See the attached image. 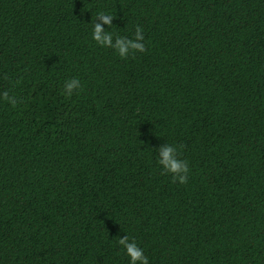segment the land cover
<instances>
[{
    "label": "trees",
    "instance_id": "1",
    "mask_svg": "<svg viewBox=\"0 0 264 264\" xmlns=\"http://www.w3.org/2000/svg\"><path fill=\"white\" fill-rule=\"evenodd\" d=\"M99 13L145 52L98 46ZM4 91L0 264H128L126 235L150 264H264V0H0Z\"/></svg>",
    "mask_w": 264,
    "mask_h": 264
},
{
    "label": "clouds",
    "instance_id": "2",
    "mask_svg": "<svg viewBox=\"0 0 264 264\" xmlns=\"http://www.w3.org/2000/svg\"><path fill=\"white\" fill-rule=\"evenodd\" d=\"M97 19H100L102 23H96ZM113 19L114 17L110 14L99 13L96 20L91 22L93 24L92 40L102 48L114 49L121 59H126L130 53L145 52L143 29L137 26L132 38L120 36L114 31H106L103 26L108 25L109 28H112ZM82 90L81 81L78 78H70L64 83L62 95L71 98L74 93L79 94ZM0 100L8 102L14 108L19 102L17 97L10 95L8 91L0 94ZM156 163L162 168L163 174H171L173 182L187 184L190 168L188 162L180 157L176 146L169 143L160 146ZM118 243L129 258L128 264H150L144 250L134 240H130L127 235L123 238L120 237Z\"/></svg>",
    "mask_w": 264,
    "mask_h": 264
}]
</instances>
